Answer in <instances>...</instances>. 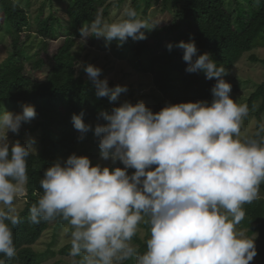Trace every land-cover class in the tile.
<instances>
[{"label":"clouds","instance_id":"obj_1","mask_svg":"<svg viewBox=\"0 0 264 264\" xmlns=\"http://www.w3.org/2000/svg\"><path fill=\"white\" fill-rule=\"evenodd\" d=\"M127 8L125 18L106 23L97 16L80 28L81 41L95 36L122 46L131 37L146 39L153 29ZM172 42L166 48L171 51ZM186 72H204L215 79L212 100L167 103L158 112L141 100L124 101L110 112L101 110L94 134L100 136V158L124 167L93 164L86 155L72 153L45 169L42 195L29 210V222L39 224L62 217L71 226V255L82 264H250L257 255L255 237L238 226L245 205L260 196L264 184V125L252 135L242 134L249 115L246 103L230 93L229 74L217 66L210 52L200 54L194 40L180 41ZM95 86L97 98L116 101L127 86L110 88L102 69L78 62ZM0 111V254L17 255L13 228L20 223L16 201L28 182V158L35 140L12 142L22 123L36 116L35 106ZM83 111L72 115L81 134L92 130ZM128 169H134L131 174ZM148 224L146 250L132 243L140 225ZM0 264H6L0 258Z\"/></svg>","mask_w":264,"mask_h":264},{"label":"trees","instance_id":"obj_2","mask_svg":"<svg viewBox=\"0 0 264 264\" xmlns=\"http://www.w3.org/2000/svg\"><path fill=\"white\" fill-rule=\"evenodd\" d=\"M61 1L64 4L63 16L58 17L53 13L45 15L41 6L33 20L34 28L31 31L30 17L21 1L0 0V31L8 41V54L0 64V111L10 109L19 112L22 104L34 105L35 118L22 123L15 141L24 143L23 129L35 132L38 139L35 153L28 158V182L25 185V202L19 210L20 223L13 228L17 255L7 259L0 254L6 264H39L48 256L49 251H36L33 245L49 227L57 230L68 224L59 216L50 221L31 224L29 210L42 195L40 179L45 169L55 161L66 160L76 152L80 134L73 126L72 115L83 111V120L86 123L93 122L92 130L84 134L83 140L89 142V150L95 149L99 154L101 137L94 134V128L97 123L103 124L106 121L102 117L98 119V114L101 110L110 112L114 106H118L108 97L97 98L94 84L76 74L75 55L72 52L75 39L81 37V26L90 25L100 13L106 15V0ZM158 1L131 0L127 8L135 9L139 17L145 15ZM160 1L162 8L171 11L172 15L165 25L153 24L155 28L151 30V35L156 39L154 46H149L145 41L130 46L136 69L141 73L152 74L153 112H158L167 103L212 100L211 88L215 79H206L202 71H185L187 64L183 59L184 50L175 47L180 41L194 40L200 54L210 52L217 66H223L229 74L245 52L264 47V0H247L253 6L247 19L240 11L234 18L227 10L225 0ZM180 22L184 24L181 31L178 30ZM162 33L168 35L169 42L173 43L171 51L162 47L158 40ZM60 35L63 37L62 43L53 54L44 77L36 80L25 74V49L32 46L34 41L31 39L38 40L41 48L45 49L48 40H55ZM131 43L129 37L123 44L129 46ZM251 58L255 60L254 56ZM43 65V60L37 58L30 67L38 71ZM108 83L110 88H115L118 84L124 86L120 82ZM126 86L130 92L128 99L135 104L137 99L133 98V89L131 85ZM257 99H261L255 112L259 131L264 111V82L249 96V112ZM121 164L122 162L117 161L112 167H120ZM260 192L257 200L244 206L246 216L240 226L249 236H256L257 255L264 264V184L261 185ZM144 225L149 232V225ZM148 238L147 234L142 238L138 233L132 242L145 251Z\"/></svg>","mask_w":264,"mask_h":264},{"label":"rangeland","instance_id":"obj_3","mask_svg":"<svg viewBox=\"0 0 264 264\" xmlns=\"http://www.w3.org/2000/svg\"><path fill=\"white\" fill-rule=\"evenodd\" d=\"M16 1H21V4L26 8L31 21V31L34 28L33 20L41 6H43L44 8L45 15L53 13L58 17H62L64 14V4L61 0ZM130 1L131 0H106V15L100 13V17L106 23L124 19L125 11L130 4ZM162 5V2L159 0L145 15H140L139 18L145 20L148 23L149 27H152L153 24L155 26H162L167 24L170 20L172 12L165 11V9L162 8ZM225 6L234 18L236 16V13L240 11L242 16L247 19L250 16L251 10L253 9V6L251 5V7L247 0H225ZM183 27L184 24L180 22L178 30L181 31ZM151 30L143 29L147 37L146 39L133 40L130 37L132 43L129 46H126L124 44L122 46H117L116 41H112L110 44H106L103 38H96L95 36L88 37L86 43H83L81 41V37L76 38L75 45L72 49V52L75 55L76 74H80L82 77L87 78V74L85 73L83 68L76 67L78 62H82L85 65L93 64L95 66H98L102 69L101 79L107 78L108 82H120L123 85H131L133 89V98L137 99L136 102L142 100L146 104V106L152 109L154 105L152 97L154 93L152 74L141 73L136 69L134 54L130 49V46H134L141 41H145L149 46H154L156 39L152 37ZM59 32H62V29H59ZM62 38L63 37H61L60 35L55 40H48L45 49L41 48L38 40L32 38L31 41H34L32 46L25 49V53L27 55V61L25 62V74L32 76L36 80L43 78L44 72L51 65V58L53 54L62 43ZM158 40L164 48L166 47L167 43H169L168 35L163 33L160 34ZM202 53L204 52H201V54ZM7 54L8 41L5 37H3L0 31V64L4 61ZM251 56H254L255 60H252ZM37 58H41L44 64L42 69L38 71L32 70V68L30 67V64ZM226 80L229 81L232 85V92L230 93L232 98L236 99L239 103L247 104L249 96L264 82V47H256L248 52H245L238 60V62L234 64ZM129 93V90H127L126 92H122L119 94V97L116 101L111 102L116 103L119 106V104H121L122 102L129 101ZM138 98H140V100ZM207 101L211 102L209 100ZM260 103L261 99H257L254 102L252 111L249 112L248 117L245 118L243 122L242 134L252 135L257 132L255 112L257 111ZM7 110L12 111L10 109ZM261 117L262 125H264V111L262 112ZM87 123L93 125L92 121H89ZM23 130L24 143L28 141L29 137L34 138L35 143L33 147L37 149L38 139L36 133H31L26 129ZM15 135L16 134L9 132V140L14 142ZM261 136H264V132L261 133ZM89 147V142L80 139L75 154L88 156L93 164L100 163L102 166H114L111 160H102L97 151L95 149L89 150ZM120 167H124L123 164H121ZM132 172H134V169H128L129 174H131ZM25 192L26 191H24L23 195L16 201L15 206L17 207L18 211L24 205ZM238 227L242 230H245L240 225ZM70 233L71 226L68 224L61 226L57 230L52 227H49L47 230H45L42 233L41 237L33 245V248L36 251H49L48 256L39 264H82L83 255L74 257L70 254L72 247ZM138 233L142 238H144L146 234L150 237V231L147 232L144 223L140 225V231ZM133 244L136 245L139 253L144 252L139 248L140 246L138 244ZM255 244L256 246L258 245V242L256 240ZM64 250L68 251L64 252ZM125 262L135 264V258L133 257L131 259L125 260L122 262V264H124ZM250 264L263 263L260 261L258 255H256L253 261L250 262Z\"/></svg>","mask_w":264,"mask_h":264}]
</instances>
